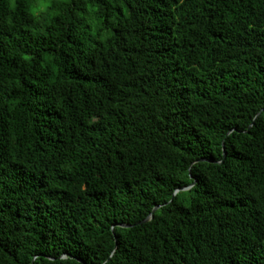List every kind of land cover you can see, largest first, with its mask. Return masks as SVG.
<instances>
[{
    "label": "trees",
    "instance_id": "16d2710c",
    "mask_svg": "<svg viewBox=\"0 0 264 264\" xmlns=\"http://www.w3.org/2000/svg\"><path fill=\"white\" fill-rule=\"evenodd\" d=\"M0 264H264V0H0Z\"/></svg>",
    "mask_w": 264,
    "mask_h": 264
},
{
    "label": "water",
    "instance_id": "95a60500",
    "mask_svg": "<svg viewBox=\"0 0 264 264\" xmlns=\"http://www.w3.org/2000/svg\"><path fill=\"white\" fill-rule=\"evenodd\" d=\"M225 154L223 153V156H224ZM176 191H178V190H176ZM158 206H155V207H153V209H152V211L150 212V214L146 217V218H144V220L142 221V222H146V221H148L149 219H151L152 218V215H153V212H154V210H156V208H157ZM124 226H128V225H124Z\"/></svg>",
    "mask_w": 264,
    "mask_h": 264
},
{
    "label": "rangeland",
    "instance_id": "374dc122",
    "mask_svg": "<svg viewBox=\"0 0 264 264\" xmlns=\"http://www.w3.org/2000/svg\"><path fill=\"white\" fill-rule=\"evenodd\" d=\"M36 2H41L44 4V2H47V0H36Z\"/></svg>",
    "mask_w": 264,
    "mask_h": 264
}]
</instances>
